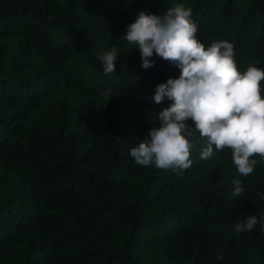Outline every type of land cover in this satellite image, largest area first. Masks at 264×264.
Listing matches in <instances>:
<instances>
[{
	"label": "trees",
	"instance_id": "16d2710c",
	"mask_svg": "<svg viewBox=\"0 0 264 264\" xmlns=\"http://www.w3.org/2000/svg\"><path fill=\"white\" fill-rule=\"evenodd\" d=\"M175 3L206 46L227 40L239 70L264 69V0H0V264H264V220L233 228L264 217V165L233 196L230 149L202 160L199 134L185 170L129 154L159 124L155 87L180 70L155 53L142 68L123 35Z\"/></svg>",
	"mask_w": 264,
	"mask_h": 264
},
{
	"label": "clouds",
	"instance_id": "9594fccd",
	"mask_svg": "<svg viewBox=\"0 0 264 264\" xmlns=\"http://www.w3.org/2000/svg\"><path fill=\"white\" fill-rule=\"evenodd\" d=\"M196 33L192 9L184 3L159 15L140 12L126 26L123 37L131 49H139L142 68L155 65V53L180 70L177 78L155 87L152 102L160 106L159 124L137 140L129 154L141 166L185 170L192 165L190 149L199 134L206 138L202 160L230 149L238 173L231 195L237 196L245 191L240 177L264 165V69L249 65L239 70L231 42L216 40L206 46ZM117 58L116 45L99 56L105 75L115 72ZM165 99L171 101L168 107L161 106ZM261 220L264 217L249 214L234 224V231L252 232Z\"/></svg>",
	"mask_w": 264,
	"mask_h": 264
}]
</instances>
